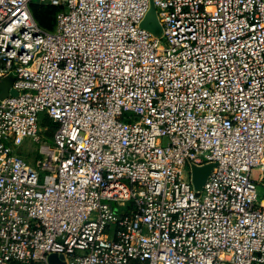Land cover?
I'll use <instances>...</instances> for the list:
<instances>
[{"label":"built area","instance_id":"built-area-1","mask_svg":"<svg viewBox=\"0 0 264 264\" xmlns=\"http://www.w3.org/2000/svg\"><path fill=\"white\" fill-rule=\"evenodd\" d=\"M9 78L0 264H264V0H0Z\"/></svg>","mask_w":264,"mask_h":264},{"label":"water","instance_id":"water-1","mask_svg":"<svg viewBox=\"0 0 264 264\" xmlns=\"http://www.w3.org/2000/svg\"><path fill=\"white\" fill-rule=\"evenodd\" d=\"M140 28L148 31L155 37L161 34V27L157 21L152 3H150V8L141 22ZM10 84V78L0 82V99L5 98L7 95L16 96V92L10 90ZM214 167L215 164H208L201 167L191 166V182L195 191L199 192L202 189ZM47 262L48 264H64L56 255H50L47 258Z\"/></svg>","mask_w":264,"mask_h":264},{"label":"rangeland","instance_id":"rangeland-1","mask_svg":"<svg viewBox=\"0 0 264 264\" xmlns=\"http://www.w3.org/2000/svg\"><path fill=\"white\" fill-rule=\"evenodd\" d=\"M42 120V121H41ZM50 122L44 115H40V128L43 129L46 127L47 129L42 131L41 133V140L45 142L46 144H50L51 141V135H52V128L50 126ZM40 144V143H38ZM38 144H35L30 138H27L24 143L16 149L17 154L23 156L25 160L30 163L32 166L36 167L37 163L40 159L37 149H38ZM254 173H252L253 175ZM262 193L263 190L262 188L258 187V200L262 198Z\"/></svg>","mask_w":264,"mask_h":264},{"label":"trees","instance_id":"trees-1","mask_svg":"<svg viewBox=\"0 0 264 264\" xmlns=\"http://www.w3.org/2000/svg\"><path fill=\"white\" fill-rule=\"evenodd\" d=\"M30 10L34 20L41 28L45 30L53 29L55 15L57 13L56 8L35 2L30 5ZM51 128L53 130V126Z\"/></svg>","mask_w":264,"mask_h":264},{"label":"bare ground","instance_id":"bare-ground-1","mask_svg":"<svg viewBox=\"0 0 264 264\" xmlns=\"http://www.w3.org/2000/svg\"><path fill=\"white\" fill-rule=\"evenodd\" d=\"M263 161H264V158H263Z\"/></svg>","mask_w":264,"mask_h":264}]
</instances>
